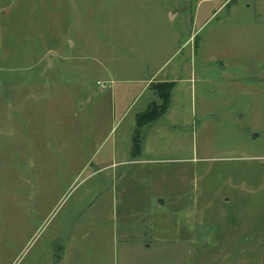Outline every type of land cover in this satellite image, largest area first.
Instances as JSON below:
<instances>
[{
  "label": "rangeland",
  "instance_id": "obj_1",
  "mask_svg": "<svg viewBox=\"0 0 264 264\" xmlns=\"http://www.w3.org/2000/svg\"><path fill=\"white\" fill-rule=\"evenodd\" d=\"M0 264H264V0H0Z\"/></svg>",
  "mask_w": 264,
  "mask_h": 264
},
{
  "label": "trees",
  "instance_id": "obj_2",
  "mask_svg": "<svg viewBox=\"0 0 264 264\" xmlns=\"http://www.w3.org/2000/svg\"><path fill=\"white\" fill-rule=\"evenodd\" d=\"M174 84L175 83L173 81H169L160 83L156 86H152L154 91L156 92L158 99L160 100V103L157 105H153L154 107H152V109H147L136 115V130L132 139L134 148H138L140 146V127L146 123L154 121L165 112Z\"/></svg>",
  "mask_w": 264,
  "mask_h": 264
},
{
  "label": "crops",
  "instance_id": "obj_3",
  "mask_svg": "<svg viewBox=\"0 0 264 264\" xmlns=\"http://www.w3.org/2000/svg\"><path fill=\"white\" fill-rule=\"evenodd\" d=\"M222 5H220L218 8H220ZM217 8V9H218ZM217 9H216V11H217ZM175 16H177V13L176 14H173V16L172 17H175ZM152 78H153V76H151L150 78H148V80L145 82V86L141 89V91H144L146 88H147V85L149 84V82L152 80ZM112 81V80H111ZM164 81H166V80H164ZM167 81H169V80H167ZM174 83L176 82V80H172ZM113 82V81H112ZM176 84V83H175ZM175 84H174V86H175ZM148 105V104H147ZM146 105V106H147ZM141 112H143V111H141ZM141 112H139V113H141ZM138 114V113H137ZM136 114V115H137ZM134 130H136V116H135V129ZM113 152H115V154H116V151H113ZM114 155V154H113ZM114 157H117L116 155L114 156ZM111 158H113L112 157V155H111ZM101 160H103L104 161V159H102L101 158ZM110 160H105L104 162L106 163V162H109Z\"/></svg>",
  "mask_w": 264,
  "mask_h": 264
},
{
  "label": "water",
  "instance_id": "obj_4",
  "mask_svg": "<svg viewBox=\"0 0 264 264\" xmlns=\"http://www.w3.org/2000/svg\"><path fill=\"white\" fill-rule=\"evenodd\" d=\"M173 14H174V12H170V16H171V18H173L172 16H173ZM256 135H252V137H255ZM160 203H163L162 201H160Z\"/></svg>",
  "mask_w": 264,
  "mask_h": 264
},
{
  "label": "built area",
  "instance_id": "obj_5",
  "mask_svg": "<svg viewBox=\"0 0 264 264\" xmlns=\"http://www.w3.org/2000/svg\"><path fill=\"white\" fill-rule=\"evenodd\" d=\"M99 85H100V86H103V84H102L101 82L99 83Z\"/></svg>",
  "mask_w": 264,
  "mask_h": 264
}]
</instances>
